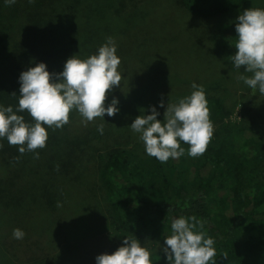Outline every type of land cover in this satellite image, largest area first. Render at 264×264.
Masks as SVG:
<instances>
[{"label": "trees", "instance_id": "obj_1", "mask_svg": "<svg viewBox=\"0 0 264 264\" xmlns=\"http://www.w3.org/2000/svg\"><path fill=\"white\" fill-rule=\"evenodd\" d=\"M101 1L67 0V10H63L66 19L60 34H66L68 43L61 42L58 36L56 39L60 43L59 51L44 53L46 58H57L59 70L56 74L63 71L67 59L74 55L84 59L97 54L95 44L100 41L102 30L100 27L95 29L93 24L95 21L97 24L98 19L102 21L108 11L114 21H128L129 19L124 18L126 13L130 15L133 10L148 12L153 5V0L132 1L127 5L126 0H115L113 3L108 0V5L106 1L102 5ZM171 1L172 4L164 10H158V33L154 37L143 35L140 30L135 31L137 25L127 27L116 36L119 38L115 43L116 55L121 61L118 71L126 82L108 93L106 106L113 98L119 101V111L120 108H125L121 103L126 99V103H129L125 108L127 111H130L132 106L137 108L139 104L149 105L151 96L148 97V93L152 89L157 90L162 78L165 79V76L170 74V57L174 51L186 56L190 44L193 47L205 41L210 47L209 42L212 40L220 42L221 38L226 41H230L231 37L237 39L235 28H230L225 21L230 12L240 9L248 0ZM75 2L86 10L87 17L91 15L93 24L90 29L80 25L75 28L76 33H72V27L67 25V20L73 21L72 7ZM21 5V2L16 3L12 11L8 7V15L16 19L17 14L19 20L31 21V31L34 33L37 30L34 19L37 17L41 26L49 24L44 13L39 14L33 9L34 5L47 8L44 0H38L35 4L24 0L22 7H29L28 12H24L27 9L20 10ZM96 10L103 13L101 18H95ZM211 21L220 24L215 28ZM19 30L23 31V28L20 27ZM32 47L30 45L29 48ZM23 50L25 51V48ZM18 52L21 54V51ZM233 55L235 53L231 56ZM1 56L5 60L11 55ZM231 56L222 54L219 59H208L205 64V79L200 83L188 82L189 91L193 83L211 84L206 92V99L213 124L220 122L223 114L225 116L229 113V107L224 106L228 104L225 102L229 101L224 97L227 87L220 85L219 80L233 64L229 59ZM215 62L218 63L216 67L213 65ZM17 71H12L13 82L9 87L13 84L20 85L19 77L17 79V75L15 76ZM138 77L145 79L143 87L134 82L133 78ZM4 83L1 80L0 87L7 85ZM138 91L141 95H135ZM4 92L6 91H0ZM18 99V96L12 95L11 90H7V93L0 94V105L12 106L15 110L18 107ZM169 100L166 98L163 102L167 103ZM256 100L257 96H241L243 123H246L245 120L251 122L254 117L264 121V109L255 103ZM157 108L163 109L160 106ZM17 114L22 115L26 123H34L27 111ZM117 116L118 114L114 117L105 115L104 120L96 118L85 126L82 117L73 110L68 125L62 129L53 130L45 125L48 133L46 147L41 151L37 149L35 153H29L32 165L44 166L49 172L53 170L66 176L75 166L87 171L92 184L99 183V187L104 189L117 231L155 240L174 219L194 216L195 231L202 232L205 238H212L215 242V264H264V183L259 173L264 157V142L260 134L252 128L245 130L246 127L224 130L225 133L219 129L213 134V139L202 156L190 157L187 154L189 146L181 142L185 154L178 159L170 158L169 161L161 163L146 154L139 134L130 128L132 123L121 124ZM158 120L163 121L161 117ZM101 124L103 134L98 131ZM0 144L3 145L0 148V168L6 169L4 173L9 172L7 177L0 178V228L10 232L3 233V237L0 235V260H3L11 244L17 247L13 242L12 233L13 229H16L18 219H21L20 215L25 216L27 212L25 209L29 206L26 203L29 200L28 194L34 206L49 209L54 207L57 201H61L64 194L53 186L50 177L44 179L42 184L29 189L21 185V179H24L22 170L30 169L21 168L20 165L24 159H28L27 153L20 154L18 146H10L6 138L0 139ZM102 152L104 154H101ZM74 176L75 180L79 178L77 174ZM21 207L24 210H21ZM12 210H17L14 214L20 213L14 221L10 220ZM29 229L32 227L27 222L26 230ZM8 235H12V238L6 247L4 241ZM28 237L30 236L25 235L23 239ZM39 245L41 247L40 243ZM41 255L36 258L34 256L35 260L42 257ZM151 260L152 264H168L163 252L151 253Z\"/></svg>", "mask_w": 264, "mask_h": 264}, {"label": "rangeland", "instance_id": "obj_2", "mask_svg": "<svg viewBox=\"0 0 264 264\" xmlns=\"http://www.w3.org/2000/svg\"><path fill=\"white\" fill-rule=\"evenodd\" d=\"M23 1L24 0H16L14 4L8 5L5 3V0H0V75L4 74V76L0 77V81L2 80L7 84L3 86V88L0 87V91H6L0 94H5L7 90H11L12 94H16L15 96L19 95L20 85L14 86L13 84L12 87H9L13 82H11V73L14 69L18 70L17 74H15V76L17 75V79L20 77L21 72L36 66L38 63L46 64V70L49 71V73L56 74L59 70L57 69V58H46L44 53L59 51L60 46H58V44L60 43L56 39L58 36L61 42L68 43L66 34H60L63 22L66 19L63 10H67V0H44V4L47 8H40L36 5L33 6L34 11H37L39 14L44 13L46 15L45 20L49 21L47 26H41L38 17L34 19L37 25L36 33L31 31V21L19 20L17 14L16 19L8 15L9 8L12 11L15 9L16 3L21 2L23 5ZM37 1L38 0H33L32 3L35 4ZM63 1L65 2V6L62 7ZM104 1H106L107 5L109 4L108 0H102V5ZM110 1L113 3L115 0ZM132 1L138 0H126L125 5ZM152 4L148 12L145 10L134 12L133 10L132 13L128 12L131 13L128 15L125 11L126 14L124 18L129 19L128 21H124L123 19L114 21V19L109 16V11L107 12V16L102 18L101 21L98 18H101L103 13L96 10L97 13L95 14V18L98 19V23L96 24L95 21L93 24L90 13L87 11L90 15L87 17L86 10L82 9L81 5L79 6V4L75 2L72 7V10H74L73 21L71 22L68 19L67 25L72 27V33H76L75 28L80 25L89 29L92 27V24L95 29L100 27L102 36L99 39L100 41L95 44L97 49L106 42L108 37H111L116 43L119 40L116 36L125 31L127 27H132L134 25H137L135 26V31L140 30L143 35L154 37L158 33V10H164L169 4H172V1L153 0ZM22 5L20 7H22ZM28 8L29 7H22L20 10L27 9L24 12H28L30 11V8ZM250 8L264 9V0H248L240 9L230 12L225 22L228 23L230 28L234 29L238 16L244 10ZM127 10H129V8ZM211 22L215 28L218 27L217 24H220L215 21ZM20 27L23 28V31L19 30ZM29 40L31 41L29 42ZM229 40L230 41H226L223 40V38H221L220 42L212 40V42H209L210 47L208 44H205V41L193 47L190 44L188 45V54L186 56L181 52L179 54L177 51H174V54L170 57L172 61V69L169 71L170 74L165 76V79L164 77L162 78L158 84L157 90L152 89V91L148 93V97L151 96L149 105L143 106L139 104L137 108L136 106H132L130 111H127L125 108L129 103H126V99L121 103L125 108H120L117 116L118 122L121 124H129L132 123L138 115H150V109L152 107L157 108L160 106L161 98H169L170 100L168 102L176 103L179 99L190 95L193 89L191 87V91L188 90V82L195 81L200 83L205 79V64L208 59H219L218 57L222 54H224V56H231L233 53H236L235 44L237 39L231 37ZM98 43L101 44L97 46ZM30 45L33 47L29 48ZM24 48L25 51L23 50ZM18 51H21V54ZM1 55L11 56L6 57L4 60ZM86 58L88 57L84 59ZM127 59L128 58H126V61ZM213 65L216 67L218 63L215 62ZM241 75L251 76L252 74L244 72L243 68L237 69L231 64L228 72L225 74L223 73V78L220 79L221 81L219 80V83H221L220 85L227 87L224 97L229 99V101H226L225 103L228 104H224V106L226 105L225 107H229V113L225 116L223 114L220 122L213 124L214 133L219 129L224 132V130L236 129V127H246L245 130L252 128L260 134L264 142V121L261 120V118L259 120L257 117H254L251 122L245 120L246 123H243V108L240 103L243 94H247L250 97L257 96L255 103L261 109H264V94H261L258 88L252 89L244 84V82L239 79ZM133 80L139 87H143L145 83L144 78L138 77L133 78ZM125 82V79L122 78L120 86ZM198 85L203 86L205 93L211 87L210 83ZM135 95L141 94L138 91ZM168 102L164 103L165 107H163V109L157 108L159 113L160 110H162L157 119H159V117L163 119V114L166 111ZM0 106L5 107L4 104ZM70 146H72V142ZM41 150L42 149H40V151ZM25 153H27L26 156L28 159H24L20 165L21 168L30 169L22 170L24 179H21V185L29 189L32 186L42 184L44 179L50 177V181L53 180V186L60 189L64 195L61 201H57V204L49 209L41 206H34L28 194L27 199L29 200L26 201V203H28L29 206L25 209L27 212L25 216L20 215L21 219H18L16 228L21 229L30 237L22 240L13 239L17 247L11 244L10 249L7 251L5 250L7 255L6 257L4 256L3 260H0V264H96L95 258L98 255L105 253L112 254L119 247L123 246V240L128 236L135 237L140 242L141 246L147 248L150 253L163 252L162 249L165 246L164 239L171 234V225L165 227L160 237L155 240L141 238L129 232L117 231L105 196V191L99 187V183L92 184L91 177L87 171H82V168L75 166L73 169L69 170L70 173H68V176L59 175L53 170L49 172L44 166L39 167L32 165L31 155H29V153L35 152L26 151ZM101 154L104 153L102 152ZM64 157L68 158V156ZM18 164L19 161H17V167ZM5 170L6 169L3 167L0 168V178L9 175V172L4 173ZM259 173L264 183V157L259 167ZM74 174H77L79 178L75 180ZM21 210H24V208L21 207ZM15 211L17 210L11 211L10 220L14 221L16 216L20 214H14ZM27 222L30 223L33 230H26ZM11 225L13 226V223ZM5 230L4 228H0V235H2V237L4 236L3 233L8 234L7 232H9ZM2 237H0V239ZM11 238L12 235L6 236V240L4 241L6 247L9 246V240ZM39 255L42 257L35 260Z\"/></svg>", "mask_w": 264, "mask_h": 264}, {"label": "clouds", "instance_id": "obj_3", "mask_svg": "<svg viewBox=\"0 0 264 264\" xmlns=\"http://www.w3.org/2000/svg\"><path fill=\"white\" fill-rule=\"evenodd\" d=\"M16 0H5L8 5ZM33 0H29L32 3ZM237 42L236 53L229 57L237 69L251 73L241 75L240 80L248 87L264 94V9L244 10L235 22ZM115 42L108 37L98 48L97 54L86 59L77 55L67 59L63 71L54 74L46 70L44 63L23 71L19 77L18 107L0 106V139L6 138L10 146H18L20 154L35 152L46 147L48 128L62 129L69 123L70 113L75 110L87 126L96 118L118 114L119 101L112 99L107 104L108 93L120 86L122 79L118 71L121 61L116 55ZM190 95L176 103L168 102L163 121L157 119L160 113L155 107L150 115L141 114L130 125L139 134L146 154L165 163L185 154L181 142L187 144L190 157L202 156L209 145L214 125L210 119L206 93L202 85L192 84ZM12 95H16L13 93ZM160 107H165L161 98ZM30 115L34 123H26L22 115ZM103 134V124L98 126ZM3 145L0 144V148ZM38 158V153L36 155ZM191 221V222H190ZM196 218L180 217L173 220L171 234L164 239L162 249L168 264H215L214 240L196 232ZM13 238L22 240L25 233L13 229ZM96 264H152L151 253L133 236L123 240V246L112 254H101Z\"/></svg>", "mask_w": 264, "mask_h": 264}]
</instances>
